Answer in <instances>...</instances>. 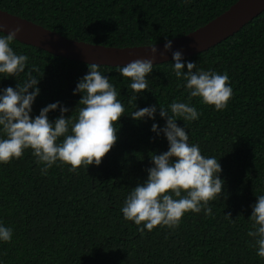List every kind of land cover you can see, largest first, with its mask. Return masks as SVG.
<instances>
[{"label":"trees","instance_id":"1","mask_svg":"<svg viewBox=\"0 0 264 264\" xmlns=\"http://www.w3.org/2000/svg\"><path fill=\"white\" fill-rule=\"evenodd\" d=\"M236 1L0 0V10L77 41L132 47L186 35ZM10 47L29 59L15 77L0 74V89H15L35 77L40 91L31 117L56 102L69 109L66 118L75 117L81 94L73 91L88 64L17 40ZM182 62L185 72L186 63L193 62V71L228 75L233 94L224 110L190 98L186 81L173 72V61L155 64L146 77L147 91L135 99L131 80L120 76L119 67L99 65L125 108L114 125L117 141L101 164L70 172L58 161L43 174L44 165L31 149L0 164V223L13 231L10 242L0 241V264H264L247 235L252 205L264 195V11L231 37ZM174 101L200 113L194 121L178 118L176 123L185 127L189 144L218 160L223 194L209 201L212 215L202 208L185 213L176 228L156 226L141 233L143 224L126 221L121 208L132 188L147 179L152 155L168 150L163 133L157 136L151 127L165 126L159 106L168 108ZM151 105L157 106L155 119L130 117ZM47 115L54 122L59 107ZM0 138H5L2 131Z\"/></svg>","mask_w":264,"mask_h":264},{"label":"clouds","instance_id":"2","mask_svg":"<svg viewBox=\"0 0 264 264\" xmlns=\"http://www.w3.org/2000/svg\"><path fill=\"white\" fill-rule=\"evenodd\" d=\"M184 2L189 3L190 0ZM20 31L21 27L16 26L7 35H0V74L15 77L25 70L29 57L16 54L10 47ZM147 48L150 59H135L119 67L120 76L131 80L129 87L134 93L133 99L148 89L146 77L153 70L158 50L155 44ZM171 48L172 41L166 39L159 55L163 56ZM172 60L173 72L177 79L186 81L184 87L190 98L198 97L217 111L227 107L233 90L226 73L193 71L196 68L193 62L186 63L185 72L180 51L172 52ZM38 82L30 76L15 89H0V131L5 137L0 138V164L19 159L26 149H31L36 162L44 165L43 174L58 161L70 166V172H76L81 166L100 165L117 141L114 125L125 111L109 77L101 74L99 65L88 64V73L78 81L73 91V95L81 94L78 101L81 107L75 117L70 115L67 118L64 113L69 109L59 102L45 106L39 115L31 117L32 104L40 91L36 87ZM58 107L60 116L50 122L47 114ZM156 112L157 106L151 105L133 111L130 117L133 120L155 119ZM159 115L165 119V126L158 128L153 123L151 131L157 136L163 133L168 150L152 155L153 166L147 169V179L132 188L121 208L126 221H133L137 226L143 224V227H138L141 233L145 229L152 231L156 226L176 228L185 213H199L202 208L206 216L212 215L209 201L223 194L224 181L218 175L222 171L218 160L206 158L198 145L189 144L185 127L176 123L178 118L184 121L198 119L200 113L196 108L174 101L168 108L159 106ZM226 216L230 217V214ZM249 219L252 223L247 235L257 247V256L264 258V195L257 197ZM12 235V229L0 223V241L10 242Z\"/></svg>","mask_w":264,"mask_h":264},{"label":"water","instance_id":"3","mask_svg":"<svg viewBox=\"0 0 264 264\" xmlns=\"http://www.w3.org/2000/svg\"><path fill=\"white\" fill-rule=\"evenodd\" d=\"M264 11V0H237L226 11L189 32L170 39L172 48L163 56L164 42L155 44L158 52L153 65L173 61L172 52L180 51L183 59L203 52L238 32ZM16 26L21 31L15 40L30 45L58 57L84 64L95 63L101 66H124L135 59H150V45L132 47H113L92 44L62 36L32 21L0 10V33L7 35Z\"/></svg>","mask_w":264,"mask_h":264}]
</instances>
